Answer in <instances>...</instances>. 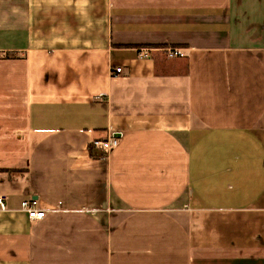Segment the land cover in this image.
I'll use <instances>...</instances> for the list:
<instances>
[{
  "label": "crops",
  "instance_id": "crops-1",
  "mask_svg": "<svg viewBox=\"0 0 264 264\" xmlns=\"http://www.w3.org/2000/svg\"><path fill=\"white\" fill-rule=\"evenodd\" d=\"M1 54L0 264H264V0H0Z\"/></svg>",
  "mask_w": 264,
  "mask_h": 264
},
{
  "label": "built area",
  "instance_id": "built-area-1",
  "mask_svg": "<svg viewBox=\"0 0 264 264\" xmlns=\"http://www.w3.org/2000/svg\"><path fill=\"white\" fill-rule=\"evenodd\" d=\"M166 56L168 58H179L183 57V50L179 48H167L165 49ZM143 57H146V53L141 54ZM0 56H3L1 54ZM120 69H116V72H119ZM117 144V138L114 134H111L107 140L104 141H94L92 146L102 149L104 152L108 153L113 147ZM4 209L3 197L0 196V211ZM20 210L25 212L30 221H37L44 218L45 213L42 210L37 209V203L33 199L24 200L20 203Z\"/></svg>",
  "mask_w": 264,
  "mask_h": 264
},
{
  "label": "trees",
  "instance_id": "trees-1",
  "mask_svg": "<svg viewBox=\"0 0 264 264\" xmlns=\"http://www.w3.org/2000/svg\"><path fill=\"white\" fill-rule=\"evenodd\" d=\"M89 153H90V154H93V149H92L91 146H89Z\"/></svg>",
  "mask_w": 264,
  "mask_h": 264
}]
</instances>
